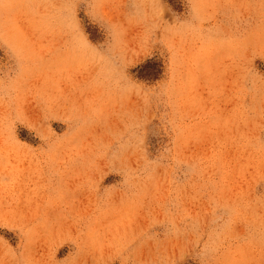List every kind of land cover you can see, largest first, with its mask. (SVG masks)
Segmentation results:
<instances>
[{"label":"rangeland","instance_id":"374dc122","mask_svg":"<svg viewBox=\"0 0 264 264\" xmlns=\"http://www.w3.org/2000/svg\"><path fill=\"white\" fill-rule=\"evenodd\" d=\"M0 264H264V0H0Z\"/></svg>","mask_w":264,"mask_h":264}]
</instances>
